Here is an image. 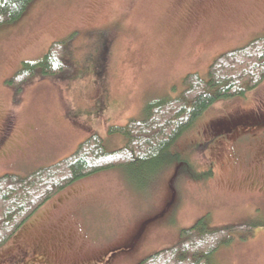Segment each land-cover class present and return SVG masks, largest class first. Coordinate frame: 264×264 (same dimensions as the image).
Here are the masks:
<instances>
[{
    "label": "rangeland",
    "instance_id": "rangeland-1",
    "mask_svg": "<svg viewBox=\"0 0 264 264\" xmlns=\"http://www.w3.org/2000/svg\"><path fill=\"white\" fill-rule=\"evenodd\" d=\"M262 35L264 0H32L18 20L0 25V120L21 124L47 115L48 123L40 122L48 162L92 133L115 150L127 138L109 127L134 118L143 97L147 105L179 95L187 73L207 77L218 55ZM58 40L67 70L37 69L28 81L10 83L24 61L40 59ZM15 135L20 139L21 131ZM172 149L181 162L135 173L108 168L70 184L85 189L80 199L68 187L54 195L52 201H64L63 229L49 239L54 264H75L123 243L116 259L137 264L175 244L203 216L211 227L256 224L251 235L237 234L218 248L214 264H264V80L243 96L216 100ZM22 233L1 245L10 244L0 251L2 264L17 258L11 248Z\"/></svg>",
    "mask_w": 264,
    "mask_h": 264
},
{
    "label": "trees",
    "instance_id": "trees-1",
    "mask_svg": "<svg viewBox=\"0 0 264 264\" xmlns=\"http://www.w3.org/2000/svg\"><path fill=\"white\" fill-rule=\"evenodd\" d=\"M32 0H0V25L15 22ZM64 41H53L38 60L24 61L10 83L28 81L37 69L42 74L64 72ZM264 80V35L218 55L207 77L197 72L183 78L184 89L146 105V116L131 118L124 125H111L109 133L123 134L127 142L108 150L103 137L92 133L74 152L28 175L0 176V246L46 201L75 181L99 171L124 167L131 172L156 170L159 164L182 161L172 146L192 128L197 119L218 99L243 96ZM210 141V140H209ZM209 143H207L208 145ZM206 146L199 145V147ZM206 173L212 175V170ZM139 174V173H138ZM255 223L211 227L206 216L183 228L172 246L157 250L137 264H214L213 253L237 234L251 235ZM243 238H245L243 236Z\"/></svg>",
    "mask_w": 264,
    "mask_h": 264
},
{
    "label": "crops",
    "instance_id": "crops-1",
    "mask_svg": "<svg viewBox=\"0 0 264 264\" xmlns=\"http://www.w3.org/2000/svg\"><path fill=\"white\" fill-rule=\"evenodd\" d=\"M35 91H30V94ZM142 109L141 114H139L140 109ZM146 116V103L144 100V97L142 98V104H140V107L138 108L137 115L134 117L136 119H141ZM46 117V122L48 123L47 115L44 116L43 114H38V118L30 119V122H22L21 124H17L16 120L14 119H2L0 120V176L6 173H14L19 174L22 176L28 175L34 170L38 169V167L42 166L43 164H47V162L50 159L51 152L49 149H47V145L45 143L46 138V132L42 129V124H45L44 122H40L42 119ZM67 122H70L71 126H75L76 128L80 125L75 120H68ZM16 130L21 131V138L19 139L15 134ZM83 138L80 141H77L72 148H70V144L66 143L63 147V149L70 148L66 151L58 152L57 156H55V159L52 162H57L61 159H64L68 155H70L72 152L76 150V148L79 146V144L84 140ZM41 149L43 152L41 153ZM59 149V148H58ZM108 149V148H107ZM40 150V154L37 153V151ZM46 152V154H45ZM43 159V160H42ZM47 160V162H44V160ZM52 162H48L53 164ZM30 163V170H27L26 164ZM10 165L12 166L11 169L15 167L13 171L6 170L5 166ZM124 169L126 173V168L121 167ZM116 170V169H115ZM111 173V169L108 171ZM112 174V173H111ZM113 176V175H112ZM114 185L112 186L111 191L114 188ZM70 188L71 186H67ZM80 189L85 190L84 188H79L74 191V187L70 188L69 190L73 192V194H76V198L80 199L82 198L86 192H80ZM70 192V193H71ZM65 195L64 197H67L68 195ZM83 193V194H81ZM72 194V195H73ZM112 196H116L113 192L111 193ZM145 199L146 196H143ZM55 198L52 197L48 201H46L36 212L33 216H31L27 221L24 222V224L18 229V231L14 234L15 236H19L20 231L22 230V237H19L18 242H15L13 247L11 248L14 250L17 258L13 261H9V264H54L55 259H51V252H50V245H49V239L52 236V233L59 232V229H63L62 223H64V220L60 216V213L58 210H60L59 207H62L59 203H64V201L61 199L63 197H60L56 201H52ZM141 198V197H139ZM89 206L83 205L81 206V213L80 217L82 220V223L85 224L86 216L84 214V211L87 210ZM84 221V222H83ZM87 225V224H85ZM13 237V236H12ZM10 245V244H9ZM9 245L2 247L0 246V251H2L3 248L8 247ZM122 246V247H121ZM125 246L120 245L118 247L112 246L108 249H101L96 252H94V256L88 257L85 260L79 259V261H76L75 264H123L125 262V259L119 260L116 259V255L120 254L121 252L116 254V249H121ZM124 252V251H122ZM54 255L56 253L54 252ZM73 255H75L73 253ZM71 256V255H70ZM83 258V257H82ZM11 260V256H10ZM2 261V258L0 259V264ZM264 263V262H263ZM73 264V263H72Z\"/></svg>",
    "mask_w": 264,
    "mask_h": 264
}]
</instances>
